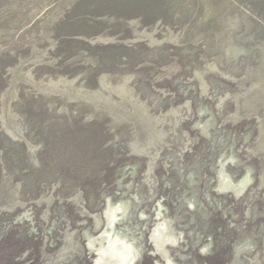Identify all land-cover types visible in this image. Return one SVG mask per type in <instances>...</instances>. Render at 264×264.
Wrapping results in <instances>:
<instances>
[{
    "label": "rangeland",
    "instance_id": "374dc122",
    "mask_svg": "<svg viewBox=\"0 0 264 264\" xmlns=\"http://www.w3.org/2000/svg\"><path fill=\"white\" fill-rule=\"evenodd\" d=\"M120 238L264 264V0H0V264Z\"/></svg>",
    "mask_w": 264,
    "mask_h": 264
},
{
    "label": "bare ground",
    "instance_id": "6f19581e",
    "mask_svg": "<svg viewBox=\"0 0 264 264\" xmlns=\"http://www.w3.org/2000/svg\"><path fill=\"white\" fill-rule=\"evenodd\" d=\"M108 220H110V217H108ZM102 239L106 241L110 240L109 234H107L106 232ZM164 239V235L163 237L161 235L160 242L158 245H160L164 241ZM101 252V264H131L134 258V251L131 245L121 238L113 239L112 243H108L106 246H104Z\"/></svg>",
    "mask_w": 264,
    "mask_h": 264
},
{
    "label": "flooded vegetation",
    "instance_id": "af4514ba",
    "mask_svg": "<svg viewBox=\"0 0 264 264\" xmlns=\"http://www.w3.org/2000/svg\"><path fill=\"white\" fill-rule=\"evenodd\" d=\"M105 202V201H104ZM103 207H104V203H103ZM102 210H103V208H102ZM102 210H101V213H100V217H99V221H98V223H96V228H98V232L102 229V227H103V225H104V216H103V214H102ZM167 219V218H166ZM169 219V218H168ZM116 220H117V218H116ZM177 236H178V234H176ZM86 236H88V235H86ZM86 236H85V238H86ZM179 238V237H178ZM149 242H150V240H149ZM170 246V245H169ZM168 246V247H169ZM172 247H173V245H172ZM85 249L87 250V251H89L88 250V248H87V246H86V239H85ZM94 255V259H95V254H93ZM158 258L161 260V262H162V259L158 256ZM158 262H160V261H158ZM93 264H94V261H93ZM134 264V263H133Z\"/></svg>",
    "mask_w": 264,
    "mask_h": 264
}]
</instances>
